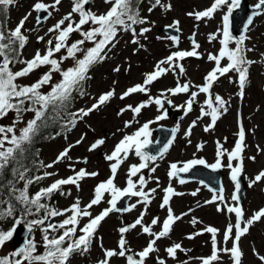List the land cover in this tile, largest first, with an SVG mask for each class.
Listing matches in <instances>:
<instances>
[{
	"label": "rangeland",
	"instance_id": "obj_1",
	"mask_svg": "<svg viewBox=\"0 0 264 264\" xmlns=\"http://www.w3.org/2000/svg\"><path fill=\"white\" fill-rule=\"evenodd\" d=\"M37 2H43L46 5L54 4V0H15L14 5L7 7L9 19L6 23L5 32L14 29L25 16L28 17L22 29L28 37L25 47L21 50L20 59L22 60H30L37 49L42 54L44 53L47 45L45 42H38L37 37H44V41L51 38L55 43L57 33H49V29L71 12L73 7V0H61L55 9L49 8L51 17L38 24L36 20L38 13L33 10V6ZM257 2L258 0H249L251 5H255ZM212 3L213 0H161L159 5L155 3L153 7L143 6L140 17L146 18L148 23L133 26L136 31L135 37L131 31L121 30L118 32L113 42L114 46L109 45L108 49L105 50L106 58L90 68L88 79L85 81L87 88L84 96L78 102L76 111L78 113L81 109L91 108L100 95L111 90L115 91V95L97 110L80 119L78 128L71 135L59 137L44 146L42 151L44 167L56 161L57 157L66 149H70V151L68 157L59 163H55L54 167H45L40 176H43L45 172L54 174L44 178L41 187L37 188L32 196L58 179L74 176L76 174L74 170L84 169L89 173H98V175L88 176L79 181V188L75 185L62 186L61 192L57 191L50 198L46 197L47 199L44 198L41 201L50 209L65 210L79 200L80 207L83 209L94 198L95 188L111 177L110 165L114 161H107L105 157L114 150V147L126 135H133L144 123L150 121H156L150 124L151 136L149 139L153 141L157 139L156 135H152L153 129L161 125L176 126L177 129V136L170 150L162 157L156 158L155 163L149 162V167L138 173V176L143 175L147 180L144 191L150 192L151 189H156V192L150 196L151 203L145 205L139 202L140 198L135 197L129 203L131 208L129 212L108 217L97 228L89 250L84 253H74L69 259V264H96L98 259H104L106 250L119 251V240L122 238L120 228L133 224L142 213L144 214V225L149 226L153 232H159L162 230L163 220L168 216V207H171L173 215L180 217V219L176 220L173 232L157 241L156 248L158 251L150 253L145 264H158L159 260H163L165 264H202V259L210 257L213 252L211 234L203 232V229L209 226L219 230L217 234L218 246H225L222 242V236L230 223L235 224L236 218L234 214H229L226 210L218 211L217 209L218 207L224 208L225 203L235 204L232 196L236 195V190L235 184L230 178V170L227 167H222L224 202L213 201V197L220 194L213 192L200 182L192 181L181 184L178 177L170 179L168 173L172 163H176L179 167L193 159H204L208 164L215 163L218 144L223 146L225 156L221 159L224 164H227V153L233 151L235 144L239 141L238 132L241 127L245 132L242 152L244 166L242 177L246 182L244 218H251L255 212L264 209V179L253 183L256 175L264 171V15L258 17L254 26L245 35L247 39L244 47L251 49V51L246 52V57L254 63L247 66L248 72L244 87L241 88L239 84L238 73L233 71L223 76L218 74L219 79L213 83L210 92L213 98L218 95L226 103L224 109H221L215 125L205 131V127L211 124V117H202L201 108L206 111L210 110L206 106L207 94L199 93L197 86L204 85L205 77L215 68V62L210 61L208 56L209 54H218L222 48L220 44L222 35L218 30L222 28L223 13L218 11L212 19L205 18L201 21H197L194 16H189L188 13L206 10ZM167 5H170V8L166 7ZM110 7L111 5L105 3V0H96L88 9L96 14H103ZM29 13L31 14L29 15ZM73 19L78 20V15L73 14ZM175 21H179L180 36L178 41H173L169 35L160 31L162 27L169 25L176 28ZM66 25L67 21L65 22ZM84 27L87 29L90 25ZM145 27L151 30L140 35L141 29ZM211 34H216L217 39L210 40ZM193 37L200 45L199 49H196L200 55L194 59L186 57L175 62L183 66V74L179 73V67L173 68L163 64L161 67L169 70L152 84L147 85L149 89L147 94L134 93L120 99L127 89L137 84H144L146 75L156 70L158 62L165 60L174 52L193 50ZM81 38L79 33H73L68 42L70 44ZM134 38L139 40L138 44L132 42ZM93 46L86 42L83 47L90 48ZM235 46V41L229 43L230 48ZM64 54L65 52L62 50L61 53L56 54L55 58H60ZM83 55L82 52L78 53L79 58H83ZM74 63L73 60L69 59L64 61L61 67L67 69L73 67ZM227 63L225 58L221 61V66ZM23 66L17 63L13 66V71H17ZM116 68H119V71H115ZM46 71H48L47 67H41L30 75L20 78L17 83L31 85L40 79ZM60 79L59 73H53V83L59 82ZM178 83L180 85L188 83L190 85L189 93L177 95L166 93V90L177 87ZM50 90L51 85H46L41 89L42 92ZM191 92H197L198 95L192 111L186 114V108L180 106L185 105L186 101L190 99ZM162 93H166L167 99L172 101L173 109H177L181 114L178 121L174 118L156 120L166 110L159 108L152 101L157 97L164 99ZM141 103H146L147 106L141 110L139 115L128 109L129 105L136 107ZM33 117V112H24L21 119L17 121L16 113L10 111L7 116L0 119V126H14L16 134L19 135ZM129 121L131 126L126 127V122ZM194 121L196 125L191 127ZM190 127L191 134L187 135ZM81 134L82 138H80ZM100 139H103L105 143L90 151V146ZM77 141L82 142L77 143ZM200 145L202 147H199ZM141 162L134 152L130 153L118 168L114 183L122 189L125 188L130 166ZM232 163L233 165L237 164L236 161ZM151 167H156L154 173L149 171ZM138 176L132 177V179L138 180ZM24 186L25 182L20 181L18 190H22ZM169 186L179 194L174 195L169 201V205L162 208L161 204L166 194L165 189ZM193 192L196 195H192ZM56 198L57 200H55ZM109 199L110 196L105 193L101 203L89 209L92 215H99V209L101 207L105 209ZM132 205L135 207H131ZM188 214L190 215L183 219ZM45 215L44 209H41L39 213L33 210V215L26 217V224L33 219L43 218ZM16 216H20V214H13L12 217L1 222L0 231L9 230L13 226V219ZM65 218V216L49 217L46 224H58ZM154 218L159 220L156 225L151 223ZM88 219V217L82 218L80 225L86 224ZM193 219L198 221L195 225L191 223ZM42 227L36 226L32 231L31 239L36 243L34 255H41L45 252ZM62 231L49 232V236L50 238L58 236ZM198 232H203V234L196 235ZM79 234L78 231L77 235ZM190 235L194 238L189 239ZM123 238L126 240V247L130 249L129 253H132L135 258H139L136 254L144 250L150 240L153 239L142 231L141 226L133 228L129 233H124ZM177 243L181 244L185 251L178 250L176 257L172 258L166 249ZM226 247H232L231 240L228 241ZM240 247L243 253L241 264H264V261L259 258L264 256V218L255 221L249 227L248 232L241 237ZM14 253L11 240L0 247V259L8 258L14 261L20 258L14 256ZM24 264H27V261ZM109 264H127V259L126 257L114 256L109 259ZM213 264H234V261L229 255L220 253V259L214 261Z\"/></svg>",
	"mask_w": 264,
	"mask_h": 264
},
{
	"label": "snow or ice",
	"instance_id": "obj_2",
	"mask_svg": "<svg viewBox=\"0 0 264 264\" xmlns=\"http://www.w3.org/2000/svg\"><path fill=\"white\" fill-rule=\"evenodd\" d=\"M92 0H73V7L71 12L60 19L52 28L49 29V33H57L55 37V43L50 38L44 41V37H37L38 42H45L47 47L42 54L39 49H37L35 55L30 60H22L20 56L22 55L21 50L25 47L28 37L24 34L22 29L27 20V16L21 19L19 24L12 30L5 32L3 27L0 26V119L7 116L10 111L16 113V120L19 121L24 112H33L34 117L27 122V125L21 130L20 134H16L14 126L3 127L0 126V174H3L4 170L8 168L10 164L15 165L14 175L17 177L18 181H24L25 186L22 190H17L12 188L13 192L19 191V195L16 199L19 204L23 207L20 209L23 215L16 216L13 219V226L7 231H0V247H2L5 242L13 238L14 233L17 230V226L25 221L27 216L33 215V208H35L36 213H39L41 209H44L46 215L43 218L33 219L27 222V228L29 232L33 231L36 226H43V241L45 252L41 255H34L36 252V243L34 240L29 239L27 246L21 248L19 252L14 253V256L20 257L14 261L8 258L0 259V264H69V259L74 253H84L89 250L91 242L95 236L96 230L101 224V222L112 212L121 211L117 208V202L124 197H138L139 202L145 205L151 203L150 196L152 193L156 192L153 188L150 192L144 191L147 180L143 175L138 173L141 170L149 167V162L155 163L156 157L147 154L144 149L147 148L152 141L149 139L151 136L150 124L156 121L146 122L139 128L133 135H126L115 147L114 150L108 154L105 158L107 161H114L111 163V177L105 181L101 182L94 190V198L82 209L79 204V200L74 203L69 209L65 210H55L50 209L45 203H41L42 199L48 197L57 191H61L62 186L65 185H75L79 188V181L83 180L85 177H94L98 173H89L84 169L76 172L74 176H70L64 179H58L51 183L50 186L41 189L34 196H30L28 193V186L34 183L32 178L27 177L28 169L22 163V157L27 151L26 145L32 143L33 137L37 133L40 127L46 122V114L49 113V109L53 111L62 110L68 106V102L72 99V93L74 91H79L83 82L88 79V73L90 68L98 63L102 62L106 56V49L109 45L114 46V40L118 35V32L131 31L133 36H136L134 25L146 24L148 21L146 18H142L139 15L137 6L134 0H105V3L111 5L109 10L103 14H96L88 9L87 6L91 4ZM161 0H155V3L159 5ZM242 0H213V3L206 10L198 11L194 13H188L189 16H194L197 21H201L205 18L212 19L214 14L218 11L222 12V28L218 31L222 35L220 44L222 45L221 50L218 54H209L208 59L215 62V68L205 77V84L202 86H197L199 93L207 94L206 106L210 111H206L201 108V116H210L211 124L205 127V131L209 130V127L214 126L221 109H224L225 101L218 95L214 98L211 95V88L213 83L219 79V76H223L229 72H236L239 74V84L241 88L244 87L247 79L248 65L254 63V61L248 60L246 57V52L251 51L244 47L246 36H240L239 38L234 37L230 33V18L233 16L234 10L241 7ZM15 0H0V9L7 8L14 5ZM61 3V0H54V4L46 5L43 2H37L33 6V10L37 13L48 12L51 15L49 8H56L57 5ZM166 7L170 8V5ZM255 15H264V0H258L254 5ZM58 10V9H57ZM151 11V9H149ZM31 13H29L30 15ZM73 14H77L79 19L74 20ZM37 23L41 21V17L38 15L36 17ZM67 25L65 26V22ZM176 30L179 31V21L174 22ZM252 24V19L248 20V25ZM85 25H90L89 28L85 29ZM168 27H172L169 25ZM151 29L145 27L141 29L140 35H144ZM30 31V30H29ZM247 31V29H246ZM73 33H79L82 37L69 44V39ZM99 37V39H98ZM173 41H178V37H171ZM217 39L216 34L210 35V40ZM235 41V47L230 48L229 43ZM87 43L94 45L90 48H84L83 46ZM133 43H139L138 39H133ZM193 50L191 51H177L172 53L165 60L158 62L156 65V70L153 73L147 74L144 84H137L129 89H127L120 97L124 99L127 96L134 93H144L147 94L149 89L147 85L152 84L157 80L162 74L166 73L169 69L162 68L161 65L167 64L173 68L179 67V73H184V68L182 65H178L175 62L183 60L186 57H198L200 54L196 49H199L200 45L196 42L195 38H192ZM64 50L65 54L60 58H55L57 53H61ZM84 53L83 58L78 57V53ZM227 59L228 63L221 66V61ZM73 60L74 66L62 69L61 65L66 60ZM24 65L17 71H13V66L15 64ZM47 67L48 71L42 74L40 79L31 85L18 84L17 81L20 78L30 75L35 70ZM119 71V68L114 69ZM53 73H59L61 79L59 82L53 83L52 76ZM219 74V76H218ZM51 85V90L48 92H42L41 89L46 86ZM190 85L185 83L180 85L178 83L177 87L174 89L166 90V93L171 95H177L180 93H189ZM166 93H162L164 99L159 97L155 98L152 102L163 109L164 103L167 102L171 104L172 101L167 99ZM83 95V92H80ZM115 95V91L111 90L105 94L98 97L97 102L92 105L89 109H81L75 115L79 116L80 119L88 116L92 111L97 110L100 106L104 105ZM198 93L191 92L190 99L186 101L185 105L180 107L186 108L187 112H191L193 104L196 101ZM146 103H141L136 107L128 106L134 114L139 115L141 110L146 107ZM127 110V109H125ZM124 111V110H121ZM167 117V112L164 111L159 115L156 120H163ZM39 122V123H38ZM75 119L72 123L75 124ZM196 122L194 121L191 127H195ZM126 127L131 126V122H126ZM191 127L188 129L187 135L191 134ZM176 131V130H174ZM239 141L235 144L233 151L227 153V164H224L222 157L225 156V151L223 146L218 144L217 159L213 164H208L204 159H193L183 164L179 167L176 163L170 165V171L168 173L170 179L177 177L178 173L188 172L197 165H203L205 167L211 168L213 171L220 169L222 167H227L230 170V178L235 184L236 195L232 196V200L235 202L234 205H229L225 203L224 208L218 207V211H225L229 214H234L236 218L235 224H229L222 236L223 247L218 246L217 234L218 229L215 227H207L203 229V232L211 234L213 252L208 258L202 259V264H213L214 261L220 259V253H225L229 255L234 264H241L242 251L240 247L241 237L244 236L249 227L255 222L264 218V209H261L254 213L251 218H244V209L239 204V192L241 188L240 177L243 174L242 166V152L244 147L245 132L243 127L239 129L238 132ZM174 138V137H173ZM82 141H77L80 143ZM105 141L103 139L98 140L96 143L90 146V151L95 150L99 146L103 145ZM199 147H202L200 145ZM70 149H66L62 152L57 160L52 164H48L45 167L52 168L55 163H59L68 157V152ZM168 151V146L166 145L160 156H163L164 152ZM135 154L142 161L139 164H133L129 168L128 179L126 181V187H118L114 181L116 178L117 170L120 165L128 158L130 153ZM254 159V158H253ZM233 161L237 164L233 165ZM86 163V161H84ZM74 170V169H73ZM75 171V170H74ZM150 172L154 173L156 167H151ZM54 173L45 172L43 176L35 177L36 181L44 179L53 175ZM138 180H133L132 177H137ZM264 179V171L258 173L253 181L259 182ZM179 182L183 184L185 181L180 179ZM158 183V181H157ZM251 186V184H250ZM223 189L220 190V195L214 196L213 201L219 200L224 202L222 195ZM107 193L110 199L107 201L109 207L105 208L99 215L93 217L92 209L93 206L101 203L104 194ZM165 196L163 197V202L161 207L169 205L170 197L173 195H178L175 190L169 186L165 189ZM64 194V193H62ZM192 195H196L195 192ZM212 202V201H208ZM206 202V203H208ZM131 207H135L132 205ZM128 210H131L129 208ZM146 211V209H145ZM71 213V215H68ZM143 213L141 216L129 227L120 228V233L122 238L119 240V251L116 250H106L105 259L98 262V264H109V259L114 256L126 257L127 264H144L145 259L155 251L156 243L161 238L167 237L171 231V227L175 220L180 219L172 213L171 207H168V216L162 222V230L159 232H153L149 226H145L143 223ZM13 216V208L8 207L6 213H0V219ZM65 216L58 224L47 223L49 217ZM88 217V222L83 226L80 225V220L82 218ZM198 221L193 219L191 223L195 225ZM153 225L159 223L158 218H154L151 222ZM244 225L243 227L241 225ZM46 225V226H45ZM141 226L142 231L149 236L153 237L150 240L148 246L137 253L136 255L139 259H135L132 255H129L130 249L126 247V240L123 238V234L130 231V228H136ZM235 229V232H234ZM58 236L51 237L49 232H60ZM79 231V235L77 232ZM203 232H198L196 235H201ZM189 239H193L194 236H189ZM232 241V247H226L228 241ZM185 251L181 244H173L169 246L166 251L168 255L172 258L176 257L177 251ZM261 261H264V256L259 257ZM158 264H165L163 260H159Z\"/></svg>",
	"mask_w": 264,
	"mask_h": 264
},
{
	"label": "trees",
	"instance_id": "obj_3",
	"mask_svg": "<svg viewBox=\"0 0 264 264\" xmlns=\"http://www.w3.org/2000/svg\"><path fill=\"white\" fill-rule=\"evenodd\" d=\"M143 0H134L137 8ZM6 8L0 9V26L4 28L7 21ZM81 90V88H80ZM79 91L72 93V99L68 102V106L62 110L53 111L49 109V113L46 114V122L39 128L32 143L26 145L27 151L22 157V163L28 169L27 177L35 175L42 171L43 162L40 158L42 144L50 141L57 133H67L73 127V109L76 105V101L79 95ZM39 123V122H38ZM15 165L10 164L3 174H0V213H6L8 207H12L13 210L21 209L23 206L19 204L16 199V192L12 191L18 184L17 177L14 173ZM3 219H0L2 222Z\"/></svg>",
	"mask_w": 264,
	"mask_h": 264
},
{
	"label": "water",
	"instance_id": "obj_4",
	"mask_svg": "<svg viewBox=\"0 0 264 264\" xmlns=\"http://www.w3.org/2000/svg\"><path fill=\"white\" fill-rule=\"evenodd\" d=\"M255 11V8L249 6L247 0H242L241 7L233 12L232 32L243 34V32L249 26L248 20L250 18L253 20V18L256 16ZM39 16L41 17V20L49 17L48 12H40ZM171 114L173 113L169 111L167 116H170ZM174 130V128L168 129L165 127L157 129L155 132L159 134L158 141L155 144L151 143L147 148H145V150L152 156H160V153L163 152L164 147L167 145L169 148L172 144L175 138ZM178 176L184 181L199 180L215 191H220L222 189L223 174L221 168L213 171L212 169H209L203 165H197L188 172L178 173ZM243 192L244 186L241 181V188L239 192L240 201H243ZM129 199L130 197L122 198L117 203V208L121 209L122 211L127 210L126 203ZM29 234L30 232L23 224L17 226V230L12 238L15 251H19L21 248L27 246Z\"/></svg>",
	"mask_w": 264,
	"mask_h": 264
}]
</instances>
